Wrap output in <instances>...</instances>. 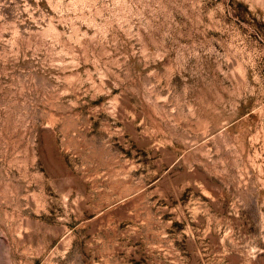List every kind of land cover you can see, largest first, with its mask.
<instances>
[{
	"label": "rangeland",
	"instance_id": "374dc122",
	"mask_svg": "<svg viewBox=\"0 0 264 264\" xmlns=\"http://www.w3.org/2000/svg\"><path fill=\"white\" fill-rule=\"evenodd\" d=\"M0 264H264V0H0Z\"/></svg>",
	"mask_w": 264,
	"mask_h": 264
}]
</instances>
